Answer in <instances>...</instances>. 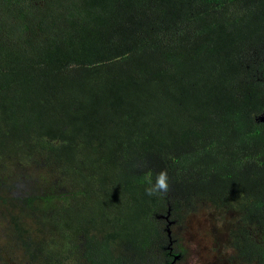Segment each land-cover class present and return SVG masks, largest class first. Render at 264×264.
Instances as JSON below:
<instances>
[{
    "label": "trees",
    "instance_id": "obj_1",
    "mask_svg": "<svg viewBox=\"0 0 264 264\" xmlns=\"http://www.w3.org/2000/svg\"><path fill=\"white\" fill-rule=\"evenodd\" d=\"M263 112L264 0H0V264H264Z\"/></svg>",
    "mask_w": 264,
    "mask_h": 264
},
{
    "label": "rangeland",
    "instance_id": "obj_2",
    "mask_svg": "<svg viewBox=\"0 0 264 264\" xmlns=\"http://www.w3.org/2000/svg\"><path fill=\"white\" fill-rule=\"evenodd\" d=\"M18 168L19 172L32 170L27 164L21 162ZM34 173L38 175V171ZM32 177H34L33 174ZM207 213L204 211L193 215L187 221L186 228L179 230V235L183 239V243L179 245L185 249L187 255L181 264H230L228 251L224 246V234L220 232L219 219L214 216L210 217ZM53 236L62 239L61 233L58 237ZM2 237L0 238L1 244L5 238L2 239ZM48 237L51 238L52 235ZM61 247L63 248V245Z\"/></svg>",
    "mask_w": 264,
    "mask_h": 264
},
{
    "label": "clouds",
    "instance_id": "obj_3",
    "mask_svg": "<svg viewBox=\"0 0 264 264\" xmlns=\"http://www.w3.org/2000/svg\"><path fill=\"white\" fill-rule=\"evenodd\" d=\"M146 180L148 185L145 188L146 194L157 195L161 193H166L168 191L169 184L166 171L161 170L159 173H157L155 177V182H153L151 176H148Z\"/></svg>",
    "mask_w": 264,
    "mask_h": 264
},
{
    "label": "water",
    "instance_id": "obj_4",
    "mask_svg": "<svg viewBox=\"0 0 264 264\" xmlns=\"http://www.w3.org/2000/svg\"><path fill=\"white\" fill-rule=\"evenodd\" d=\"M258 120L264 122V112L258 116Z\"/></svg>",
    "mask_w": 264,
    "mask_h": 264
}]
</instances>
